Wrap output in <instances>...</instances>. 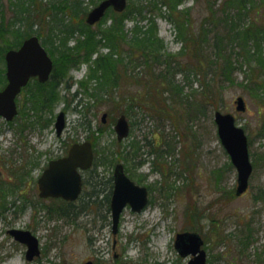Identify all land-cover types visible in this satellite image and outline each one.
<instances>
[{"label": "rangeland", "instance_id": "1", "mask_svg": "<svg viewBox=\"0 0 264 264\" xmlns=\"http://www.w3.org/2000/svg\"><path fill=\"white\" fill-rule=\"evenodd\" d=\"M26 1L0 0V79L3 49L28 23H40L28 33L39 31L54 64L62 44L75 49L57 59L52 103L41 108L42 93L29 85L17 117H0V264H187L175 247L177 234L187 231L203 238L207 264H264V0H128L124 40L136 36L137 24L147 30L150 19L158 47L136 50L129 62L131 47L120 42L121 77L107 96L95 92V60L112 52L102 37L115 11L90 26L86 16L103 0H78L81 14L72 18L60 0H37L19 20ZM71 25L102 42L78 47L84 36L78 28L64 32ZM248 27L255 37L242 41ZM239 96L245 112L236 110ZM60 111L66 127L57 136ZM216 111L232 113L248 136L253 173L242 196L235 194L238 173L218 136ZM121 115L130 134L119 142L114 126ZM83 141L95 147L98 167L85 173L81 197L71 206L41 198L44 167ZM118 163L148 187L149 203L141 212L127 206L114 234L104 194H95ZM62 208L70 214L61 216ZM11 229L36 235L41 256L28 261L27 246Z\"/></svg>", "mask_w": 264, "mask_h": 264}, {"label": "water", "instance_id": "2", "mask_svg": "<svg viewBox=\"0 0 264 264\" xmlns=\"http://www.w3.org/2000/svg\"><path fill=\"white\" fill-rule=\"evenodd\" d=\"M128 0H103L87 14L86 22L94 25L99 22L109 8L116 12L126 10ZM7 84L0 91V116L12 121L18 113L16 98L31 78L37 77L41 83L46 82L53 70V60L39 37L26 39L18 49H12L5 54ZM236 110L246 111V102L242 96L236 99ZM106 114L103 116L105 121ZM215 123L218 136L236 168V195L241 196L249 188L253 165L249 155L248 137L245 129L236 124L232 113L215 112ZM57 135L60 136L65 128V113L62 111L55 123ZM118 141L128 137L129 122L121 115L115 125ZM94 153L90 142L75 143L69 149L68 155L51 160L38 180L40 197L62 198L75 201L82 192L83 181L80 170L92 166ZM114 188L110 207L112 213L113 233L118 232L120 216L127 205L134 212H141L148 204V188L140 186L125 173L123 164L119 163L114 169ZM16 240L27 246L26 259L33 261L41 255L39 239L30 231L10 230ZM204 240L196 232L178 233L175 247L181 257L191 256L187 264H207V253L203 249ZM91 264V263H87Z\"/></svg>", "mask_w": 264, "mask_h": 264}, {"label": "trees", "instance_id": "3", "mask_svg": "<svg viewBox=\"0 0 264 264\" xmlns=\"http://www.w3.org/2000/svg\"><path fill=\"white\" fill-rule=\"evenodd\" d=\"M56 2V1H55ZM35 4H37V0H27L25 7H21V9L18 11V13L15 14L16 18L18 15H20L19 20L25 19L28 16L31 15V11L30 6H35ZM55 4V3H54ZM62 7H63V12H65L66 16L72 18L74 15H78L81 14V1H72V0H60L59 3ZM62 12V13H63ZM115 12H113L114 14ZM36 15V14H35ZM107 15V14H106ZM128 15H126V11L123 13H115V22L113 21V24L111 25V28H109L108 30L104 31L103 33V39L107 40L109 43V48L112 50V52H110L109 54L106 55H102L100 57H97L95 60V64L97 65L98 69L95 71L96 77L94 79L95 82H98V86L95 88V92L99 93V95H104L106 94H110V91L113 90L114 88H116V83L117 81L120 79L121 77V70H120V66H121V62L123 59L122 54L119 52V45L120 42L127 43L131 48H130V55H128L129 57V62H134V56L136 55V50L142 51L143 53L146 54H150L151 52H156L155 47H158L156 44L157 42L155 41L157 38V33L154 30L152 24L153 21H151L150 19L149 21V27H147V30H144V26H139L138 24L135 26L134 30L135 32V37L131 38V41H126L125 36H122L123 30H122V26H123V21L124 19H126ZM122 17V18H121ZM26 20V19H25ZM27 22V21H26ZM38 23V22H36ZM138 23V22H137ZM40 24V23H38ZM35 21L33 23H28V29L29 28H33L35 25ZM87 26V25H86ZM85 26V27H86ZM88 27V26H87ZM90 27V26H89ZM88 27V28H89ZM78 28V30L82 33V35L84 36L83 40L78 41V47H80L83 43L86 46V49H88V45L89 44H94L95 41L96 42H102L103 39L99 38V39H95L94 36H92L91 34L87 36V28H83V27H74V25H71L69 27H67L66 29H64V32L69 33V34H73L75 32V30ZM28 29H26L25 31H23L20 35H15L16 36V41L14 43H9L8 46L3 50L7 51L9 49L12 48H17L19 47L23 40L33 34L28 33ZM133 31V29H132ZM37 35L40 36L39 31H35ZM115 35L114 39L112 37V35ZM105 37V38H104ZM112 37V38H111ZM124 37V38H123ZM254 35H251V31L249 32V27L248 29H246L242 35V41L248 40L249 38L254 39ZM66 39V38H63ZM83 42V43H82ZM54 45V44H53ZM63 49L60 52V55L55 59V64H54V70H53V74H52V78L55 77L56 71H57V59L60 58L61 56H64L66 54H72L73 50L75 48H71L68 47L67 45L64 46V44H62ZM96 46V44H94L92 47L94 48ZM58 48V47H56ZM50 50V49H49ZM91 53V52H90ZM90 53H87V55L89 56ZM148 56L149 55H144V58L146 57V63L148 62ZM122 59V60H121ZM155 61V60H153ZM101 73V77H98V74ZM94 74V75H95ZM52 81H49L46 84H40L37 81H33L32 84H30V88H34L35 86L38 88L37 93H42L43 95V100L41 102V108H43L45 105H48L50 103H52V101L54 100V86L51 85ZM6 83V77H5V70H3L2 74H1V79H0V89L5 85ZM29 89V87L25 88V91H27ZM24 91V93H25ZM37 93L34 91L33 94L37 95ZM209 95H207V99H214L215 98V94L208 92ZM120 96V95H119ZM116 97V96H115ZM29 111L32 112L33 114L37 111V103H34V105H30L29 107ZM97 163L95 162L93 169L91 171L94 170L95 168V172L97 170ZM100 187V189L97 190V194H100L99 191L103 190L105 191L104 194V200L106 202V210H110V196L112 194V189H113V178L112 176L109 177L107 180L105 181H100V183H97ZM97 202V201H95ZM93 202V203H95ZM89 203H87L88 205ZM73 205V203H70L68 206ZM62 212H60L61 216L62 215H68L70 214V212H68L67 209H63L62 208Z\"/></svg>", "mask_w": 264, "mask_h": 264}, {"label": "flooded vegetation", "instance_id": "4", "mask_svg": "<svg viewBox=\"0 0 264 264\" xmlns=\"http://www.w3.org/2000/svg\"><path fill=\"white\" fill-rule=\"evenodd\" d=\"M93 150H94V158H95V155H96V149H93ZM66 155H67V154H64V155L58 156L56 159H59V158L65 157ZM94 162H95V160H94ZM94 162H93V164H94ZM45 167H46V166H45ZM45 167H44L43 171L45 170ZM92 169H93V168L91 167L89 170H86V171H83V172H82V174H83V182H85V173L90 172ZM43 171H42V173H43ZM42 173H41V175H42ZM41 175H40V176H41ZM40 176H39L38 179H37V184H38V180H39ZM148 190H149V189H148ZM99 192L105 194V191L103 190V188H102V191H99ZM110 199H111V196H110Z\"/></svg>", "mask_w": 264, "mask_h": 264}]
</instances>
